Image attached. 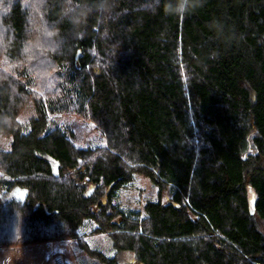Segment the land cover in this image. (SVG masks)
Masks as SVG:
<instances>
[{"label":"trees","instance_id":"trees-1","mask_svg":"<svg viewBox=\"0 0 264 264\" xmlns=\"http://www.w3.org/2000/svg\"><path fill=\"white\" fill-rule=\"evenodd\" d=\"M156 2L117 0L126 14L105 24L77 16L76 0H47L33 27L52 39L34 58L21 0H4L0 248L65 240L94 264L119 251L132 264H264V0H202L182 17ZM62 115L104 143L48 128ZM135 176L156 199L123 210L115 194ZM15 187L25 199L2 201Z\"/></svg>","mask_w":264,"mask_h":264},{"label":"rangeland","instance_id":"rangeland-1","mask_svg":"<svg viewBox=\"0 0 264 264\" xmlns=\"http://www.w3.org/2000/svg\"><path fill=\"white\" fill-rule=\"evenodd\" d=\"M33 114V104L29 101L20 112L18 119L27 122ZM58 125L66 131H72L73 140L79 146H93L104 143L103 134L93 127L90 121L73 115L55 117L49 122L48 128ZM47 128V129H48ZM10 139L0 134V148H9ZM157 196L156 186L147 178L135 176L127 185L119 189L114 197L123 210L140 209L145 200H154ZM163 197H166L164 194ZM14 196L10 191L2 194V201H8ZM93 223L85 221L80 230L87 233ZM117 264H132L133 253L119 251L115 254ZM0 264H94V262L81 258L77 260L67 241L52 243L31 244L0 248Z\"/></svg>","mask_w":264,"mask_h":264},{"label":"clouds","instance_id":"clouds-1","mask_svg":"<svg viewBox=\"0 0 264 264\" xmlns=\"http://www.w3.org/2000/svg\"><path fill=\"white\" fill-rule=\"evenodd\" d=\"M76 3L79 5V8L75 13L77 16L83 12L85 14L84 19H87V13L95 11L97 16L100 17L101 21L105 22V24L108 20L115 23L119 21L122 15L126 14L125 10L119 7L117 0H76ZM46 4L47 0H21L22 10H26L27 12L26 19L28 27L26 34L32 41L28 45V51L25 55H32L34 58L40 51V48L37 47V45L42 44L45 38L52 39V37L48 35V31L33 27L32 17H39ZM155 6H159L158 0ZM200 6H202V0H165L163 11L166 15H176L182 17ZM11 10V4L6 5L4 0H0V54H5L12 43L13 37L9 26L3 24V17L8 15ZM61 14H66V8L61 9ZM44 28H47V25H44ZM82 36L83 34L81 33L80 38H82ZM109 36L110 32L107 28H105L102 38ZM5 126L10 127V125Z\"/></svg>","mask_w":264,"mask_h":264},{"label":"flooded vegetation","instance_id":"flooded-vegetation-1","mask_svg":"<svg viewBox=\"0 0 264 264\" xmlns=\"http://www.w3.org/2000/svg\"><path fill=\"white\" fill-rule=\"evenodd\" d=\"M10 192L14 196V198H21V193L17 187L10 190Z\"/></svg>","mask_w":264,"mask_h":264},{"label":"water","instance_id":"water-1","mask_svg":"<svg viewBox=\"0 0 264 264\" xmlns=\"http://www.w3.org/2000/svg\"><path fill=\"white\" fill-rule=\"evenodd\" d=\"M18 189H19V191L21 193V189L20 188H18ZM90 191H92V190H90ZM88 193H90V192H88ZM25 197H26V193L23 194V196L21 197V199L24 200ZM16 199H19V198H16ZM251 206H252L251 211H253L254 210V202H253V200L251 201Z\"/></svg>","mask_w":264,"mask_h":264}]
</instances>
